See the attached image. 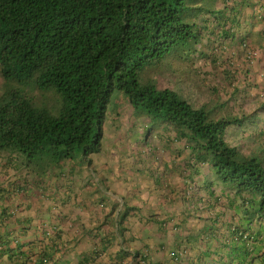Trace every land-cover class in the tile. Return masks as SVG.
Returning <instances> with one entry per match:
<instances>
[{"label": "trees", "instance_id": "trees-1", "mask_svg": "<svg viewBox=\"0 0 264 264\" xmlns=\"http://www.w3.org/2000/svg\"><path fill=\"white\" fill-rule=\"evenodd\" d=\"M219 1L224 4L223 10L216 7ZM251 3L252 0H0V76L5 80L0 94V150L19 152L29 166L34 164L37 169L79 154L88 157L97 153L111 98L121 92L137 109L156 120L175 124L181 136L189 135L195 152L193 167L208 166L206 176L208 181L212 179L207 184L208 193L214 196L212 187L220 186L219 197L226 203L218 205L223 209L212 211L209 217H199L206 222L200 240L208 246L207 251L217 241L221 264H264L262 107L251 114L230 117L221 110L222 101L213 98L210 91L205 90L195 106L191 98L186 99L176 89L143 83L139 78L148 63L181 49L189 54L195 52L188 55L192 63L193 59L209 57L221 69L216 72L228 96L235 99L239 94L244 99L246 87L254 86L248 66L256 62L258 50L249 46L248 36L240 39L248 64L242 68L234 56H227L233 43L214 45L209 36L213 35L210 29L221 34L220 19H224L222 34L228 36L231 30L227 24L240 26L242 9ZM199 29L206 36L201 42ZM212 99L216 100L214 104ZM239 134L255 145L248 153L234 142ZM128 211L124 209L118 217V228L124 225ZM2 215L7 218L6 209L0 214L1 225ZM123 230L102 237L97 232L94 245H103L95 253L117 246V254L149 264L144 251L130 250L135 237H124ZM9 242V236L0 233V261L10 255ZM28 254H17V264H65V260L55 257L57 249L53 246L34 253L35 259L25 257ZM170 255L183 264L187 251L183 247Z\"/></svg>", "mask_w": 264, "mask_h": 264}, {"label": "crops", "instance_id": "crops-1", "mask_svg": "<svg viewBox=\"0 0 264 264\" xmlns=\"http://www.w3.org/2000/svg\"><path fill=\"white\" fill-rule=\"evenodd\" d=\"M251 4L242 9L240 26L227 24L231 30L228 38L235 36L227 56H234L239 67L247 68L240 39L248 36L249 46L259 52L254 65L248 66L250 78L253 85L264 89V0H252ZM216 7L223 10L224 4L219 1ZM116 111L108 119L112 132L104 129L106 118L103 126L102 146L109 148L101 147L88 157L64 159L37 169L29 166L19 152L0 150V214L7 210L2 225L0 221V233L9 236L11 249L0 264H17V254L22 251L29 253L25 257H32L51 246L57 249L55 257L65 264H143L117 254V246L95 253L103 245H94L97 232L102 237L123 228L124 237H135L130 250L144 251L149 264H178L170 253L183 247L187 251L183 264H221L217 241L207 251L208 246L200 240L206 222L199 217L211 216L212 211L223 209L218 204L226 203L219 197V185L212 187L214 196L209 194L207 184L212 179L208 181L206 176L208 166L194 168L191 146L169 131L162 158L167 161L160 167L150 164L151 174L145 177L140 173V177L131 178L128 166L123 164L128 153L120 146L132 138L129 125L135 119L129 115L120 118ZM114 124L118 130H112ZM124 209L129 211L124 225L118 228L117 219Z\"/></svg>", "mask_w": 264, "mask_h": 264}, {"label": "rangeland", "instance_id": "rangeland-1", "mask_svg": "<svg viewBox=\"0 0 264 264\" xmlns=\"http://www.w3.org/2000/svg\"><path fill=\"white\" fill-rule=\"evenodd\" d=\"M223 23L224 22L222 20L220 21L219 24V27L221 28V34H217L215 32L217 29H210L211 33L215 36L214 38H212L211 41H215L214 45L217 42L219 43L224 42L230 46L232 44V40H230L228 36H223L222 34ZM206 28L209 30L208 27ZM201 30L200 29L197 30L199 32L198 36H200L199 38L200 42L203 38H206V36L200 33ZM212 31L215 33H213ZM207 35H209L208 32ZM201 50L202 49L200 48L199 51ZM188 55H195V52L189 54V53H185L184 51H181V49H178L166 55L160 61L156 60V61H152L151 63H148L140 71L139 78L141 82L143 83L153 82V84H156L158 85V87L161 88L163 87L174 88L179 93H182L183 96L186 97V99L189 100L191 98L193 101L192 103L195 104V106L198 104L199 99H203V92L205 90H207L208 92L210 91V93L213 95V98H219L220 102L222 101L221 110L227 116L230 117L241 116L242 114H251L253 113V110L254 112H257V110H259L261 107H262L261 109L264 110L263 87L261 86L258 87V85L247 87L248 89L246 90V95L244 94V99L241 96H239V94L235 99H233L232 96H228L229 92L226 93L227 87L221 83L222 81L219 78V74H218V72H220L221 69L216 68V66L210 60L209 57L208 58L202 57V58H198L197 60L193 59L192 60L193 63H192L190 62L191 57ZM187 62L188 63L190 62L189 65ZM186 65L190 67H187ZM194 70L198 71V73H194L192 75V72ZM4 87H5V80L2 78V76H0V94L3 92ZM212 88L215 89L212 90ZM223 93L225 96L222 95ZM230 97L231 99L229 100ZM212 100H213L212 103L214 104L216 100L215 99ZM257 102H261V103L256 105ZM114 103H116L118 107H115L116 105ZM110 105L111 106L108 112V116L106 118V126H104V129L107 132L111 131L109 126L110 123L108 122V119L111 118L112 115L111 113L114 112V109L117 110L116 112L120 113L121 115L120 118H122V116L124 115H129L135 119L131 121L129 125V133L132 135V138L129 137L128 142L124 141L120 146L125 153L126 152L128 153L127 156L128 160H126V162L123 164L128 166V170L132 175L131 178L134 177L135 175L137 177H140V173H143L144 175L143 177H145L150 172L149 171L150 164H157L158 167H160L162 163L167 161V160L165 161L162 160V158H163V154H166V151L165 152L163 151L166 150L165 146L169 144L168 134L170 132H173V135H175L177 139L182 140V142H187L189 145L193 143L192 138H189V135L181 136L182 135L181 129L175 126V124H169L167 122L156 120L155 118H153V116L149 115L145 110L141 108L137 109L136 106H133L129 102L127 96L121 92L117 91L115 95L112 96ZM111 127H113L112 130H114L115 128H117V130L119 129L117 124L111 125ZM172 139L175 142L178 141L175 139V137H172ZM234 142L240 143L241 148L244 149L245 152L247 153L255 147L253 143H250L249 141L242 138L240 134L235 136ZM107 148L109 147L106 146L104 149ZM157 149L160 150L159 153ZM77 156L83 157L82 154H79ZM135 182L136 180H134V183Z\"/></svg>", "mask_w": 264, "mask_h": 264}]
</instances>
